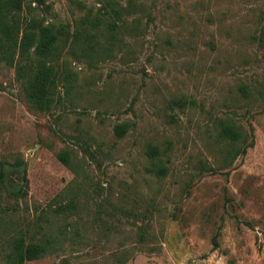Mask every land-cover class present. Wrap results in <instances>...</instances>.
Returning a JSON list of instances; mask_svg holds the SVG:
<instances>
[{"label": "rangeland", "instance_id": "374dc122", "mask_svg": "<svg viewBox=\"0 0 264 264\" xmlns=\"http://www.w3.org/2000/svg\"><path fill=\"white\" fill-rule=\"evenodd\" d=\"M105 2L23 5L27 18L72 32ZM259 22L264 0H142L107 54L102 39L98 56L62 50L60 99L48 112L30 109L13 69L0 66V170L26 192L9 199L0 189V264L14 240L60 232L23 264H264ZM121 123L128 131L117 139ZM223 123L253 141L244 155L226 156ZM70 201L75 215L65 219L57 210Z\"/></svg>", "mask_w": 264, "mask_h": 264}, {"label": "trees", "instance_id": "16d2710c", "mask_svg": "<svg viewBox=\"0 0 264 264\" xmlns=\"http://www.w3.org/2000/svg\"><path fill=\"white\" fill-rule=\"evenodd\" d=\"M142 0H127L123 6L113 0H106L99 10L98 16L80 20L76 28L69 32L63 26L43 24L35 18H27L24 12L23 0H0V66L13 69L15 80L19 83L22 95L27 106L39 112H48L60 99L58 84L60 81L57 63L62 50L80 48L82 56H98L95 51V43L102 39L106 47H102V53L107 54L116 42L123 40L128 31L127 16L139 9ZM251 36V42L256 44L264 54V24ZM244 91L243 88H241ZM128 131V126L121 123L114 126L113 132L117 139H122ZM219 141L228 148L225 150L227 157L237 158L244 155L248 148L253 146V141L248 142L244 132L236 130L231 123H223L218 133ZM149 156L155 159L158 151L149 147ZM57 159L68 169L73 168L68 153L60 152ZM0 189H4L7 198L19 199L26 195L20 187L10 188L6 182V171L0 170ZM76 204L73 201L58 207V212L63 218L68 219L75 215ZM128 217L137 219L141 217L142 224L146 223L145 214H132L122 212ZM141 228V226H139ZM60 232L56 239H49L36 244L25 245L22 238L14 240L4 255L3 264H23L25 261L35 260L41 257L47 249L57 244ZM140 239L144 240L143 233ZM37 247V251L32 246ZM214 247L217 242L213 240Z\"/></svg>", "mask_w": 264, "mask_h": 264}]
</instances>
